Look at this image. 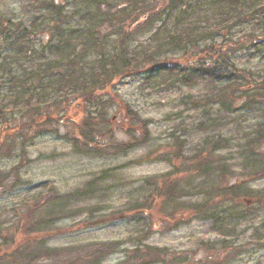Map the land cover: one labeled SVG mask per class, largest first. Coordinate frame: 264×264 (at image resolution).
I'll list each match as a JSON object with an SVG mask.
<instances>
[{
  "label": "rangeland",
  "instance_id": "1",
  "mask_svg": "<svg viewBox=\"0 0 264 264\" xmlns=\"http://www.w3.org/2000/svg\"><path fill=\"white\" fill-rule=\"evenodd\" d=\"M79 1L66 0L69 17ZM169 3L170 0H156L160 10ZM219 13L229 14L226 18ZM176 15L180 17L179 25L195 26L203 32L194 35L196 39L184 52L161 53L156 62L164 67L163 71L138 70L120 78L113 86L116 99L150 121L145 143L134 145L124 153L98 155L76 150L62 138L63 130L46 132L26 141L22 136L4 140L0 149V176L6 180L0 188V259L7 256L4 258L13 261V248L20 244L16 243L22 239L26 219H37L45 213L51 194L81 191L93 180L91 194L80 198L69 210L65 207L48 231L29 241L26 251H34L35 241L43 240L40 262L35 260L31 264H81L90 260L84 257L85 251L99 245L103 246L100 252L105 256L100 258V255L96 264H125L135 248L146 252L148 247L151 253L159 252L145 257L151 264H190L169 260L156 263L171 256L188 259L193 264H264V139L254 138L258 123L263 120L264 105L259 102L264 96H253L247 108L243 107L245 100H240L238 110L227 117V126L220 124L227 113L219 110L221 105L212 102L208 105L213 119L211 131L196 129L204 111L197 102L217 100L219 88L214 76L200 78L197 66H211L209 58L216 51H230L226 61L233 65L234 72L243 70L252 74L248 82L241 84L247 91L264 81V53L258 54V50H264V0H180L178 10L164 18V29H173ZM46 16L38 0H0V17L10 23L21 22L31 27L32 23L39 25ZM77 18L73 23H77ZM134 36L133 46L142 49L155 46L153 30ZM260 40L263 44L256 47L254 42ZM178 67L188 70L182 73ZM229 70L230 67L224 68V74H229ZM121 112L114 105L109 118L117 129L115 138L126 141L122 126L128 129L131 122H122L118 116ZM187 131L185 154L189 156L197 151L204 135L228 140L226 149L212 156L214 167L223 163L227 179L251 191V197L240 199V204L245 205V209L240 206L244 214L234 225L219 229L212 220L188 219L189 212L184 211L183 222L179 223L176 221L180 214L175 219L167 213L160 218L154 214V225H160L158 231L149 232L140 218L130 222L127 217L132 219L130 213L144 198L148 199L152 184L162 182L158 177L170 171L171 166L168 161L143 158L151 150L166 154L170 150V136ZM182 161L180 158L175 163L180 165ZM254 161L258 162L256 168ZM157 202L161 203V199ZM189 202V197L178 200L184 207ZM168 206L171 208L172 204ZM221 241H224L222 248ZM143 262V259L139 261ZM14 264H29V261L26 258Z\"/></svg>",
  "mask_w": 264,
  "mask_h": 264
},
{
  "label": "trees",
  "instance_id": "2",
  "mask_svg": "<svg viewBox=\"0 0 264 264\" xmlns=\"http://www.w3.org/2000/svg\"><path fill=\"white\" fill-rule=\"evenodd\" d=\"M38 1L47 12L39 25L32 23L31 27H25L21 22L10 23L0 17V149L5 139L22 136L26 141L46 132L58 133L60 130H63L62 138L67 143L87 154L116 155L145 143L149 138L150 121L142 119L122 100L116 99L113 86L120 78L135 74L138 70L163 71L164 67L156 62L161 53L175 50L184 52L196 39L194 35L203 32L195 26L179 25L178 15L173 17L177 26L170 31L164 29V18L171 17L178 10L180 0H170L169 5L161 10L156 6V0H80L74 4L70 17L66 13V0ZM228 14L219 13V16L227 18ZM75 17H78L77 23H73ZM157 22L160 23L155 26ZM151 30L155 35L152 38L155 46L150 49L133 46L134 35ZM260 44H263L262 40L254 42L256 47ZM229 52L219 49L209 58L211 66H197L200 78L214 76L219 87L216 89L217 100L208 99L204 104L197 102V106L204 110L203 119L196 124L199 131H211L213 119L208 106L210 103L221 105L219 110L227 113L223 117L224 122H219L227 126V117L238 110L240 100H245L243 107L247 108L249 102L254 100L253 96H264L261 90L264 89V81L250 91L241 86L249 81L252 74L243 70L234 72L233 65L226 61L230 58ZM263 53L264 50H258V54ZM228 67L231 68L229 74H224V68ZM178 68L182 73L188 70ZM259 103L263 106L264 99ZM114 105L116 110L122 111L118 115L120 120L131 122L128 129L122 126L126 141L115 138L117 129L109 118V110ZM187 134L188 131L180 135L173 133L169 141L170 150L166 154L151 150L143 158L168 161L171 166L170 171L158 177L162 182L152 184L148 199L144 198L141 205L130 213L133 214L132 219L125 216L130 222L140 218L149 232L158 231L160 225H154V214L160 218L167 213L173 219L180 214L176 221L179 223L183 222L184 211L189 212L188 219L212 220L213 226L219 229L234 225L244 214L240 206L245 209V205L244 202L240 204V199L251 197V191L240 183L230 182L231 178L227 179L223 163L214 167L212 156L226 149V138L204 135L206 137L197 151L189 156L185 154ZM255 137L258 141L264 139V115L255 130ZM180 158L183 161L177 165L175 160ZM257 163H253L255 168ZM5 182L0 176V188ZM92 182H87L81 191L51 194L44 209L46 212L37 219H26L22 239L16 243L20 244L18 248H13V261L9 262L4 256L0 264H14L26 258L29 264L35 260V263L40 262L38 257L43 252V240L35 241L34 251H26L30 246L29 241L33 242L37 236L48 231L66 210L65 207L69 210L80 198L91 194ZM183 197L190 198L185 207L178 203ZM193 197L196 199L193 200ZM160 199L161 203L157 202ZM167 203L172 204L171 208ZM223 246L224 241H221V248ZM102 248L99 245L86 250L84 257L90 260H83L81 264H96ZM149 250L145 252L135 248L133 255L127 256L125 264H151L147 263L145 257L152 253L158 255L159 252L151 253ZM138 258L145 262L139 263ZM178 258L166 257L156 263L169 260L193 264L188 259Z\"/></svg>",
  "mask_w": 264,
  "mask_h": 264
}]
</instances>
